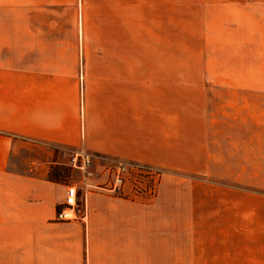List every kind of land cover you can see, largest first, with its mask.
Returning <instances> with one entry per match:
<instances>
[{"label": "crops", "instance_id": "crops-1", "mask_svg": "<svg viewBox=\"0 0 264 264\" xmlns=\"http://www.w3.org/2000/svg\"><path fill=\"white\" fill-rule=\"evenodd\" d=\"M25 1L38 3L39 17L52 5L55 21L0 26V264H175L178 227L186 251L192 241H211L201 228L207 208L214 213L224 204L206 207L204 193L194 191L200 185L183 189L176 204L163 174L155 195L137 199L129 184L121 196L91 188L109 183L97 158L78 179L36 167L85 150L105 161L223 176L210 172L223 165L222 151L208 145L222 140L223 124L207 123L200 100L176 97L174 59L159 57L158 43L144 38L158 25L152 19L160 0ZM236 1L249 3L247 16L258 20L232 32V43L264 50V0ZM242 94L260 115L231 124L238 133L229 136L245 141L247 176L262 179L252 184L264 189V90ZM20 141L43 147L25 171L10 166ZM69 184L76 186L77 215L58 220ZM245 194L228 208L252 210L245 230L252 252H200L198 264H264V194ZM228 228L240 233L237 223Z\"/></svg>", "mask_w": 264, "mask_h": 264}, {"label": "rangeland", "instance_id": "rangeland-1", "mask_svg": "<svg viewBox=\"0 0 264 264\" xmlns=\"http://www.w3.org/2000/svg\"><path fill=\"white\" fill-rule=\"evenodd\" d=\"M38 3L25 0H0V26L8 25H35L54 24L53 7L47 10L44 17H39ZM244 1L234 2L230 0H167L158 2L157 27L150 28L153 32L148 37L149 41L158 43V56L172 58L175 63V94L190 101H201V112L205 115L207 123H222V140H208L212 150L221 149V157L224 161L213 173H222L223 176H197L183 171L167 170L158 166L164 175V184L175 191L178 199L182 198L183 189L186 191L193 185L194 190L201 196L204 193L209 207L212 203L222 201V210L212 213L207 208V221L202 232L208 238L203 243L191 242L190 251L184 247L188 243L183 241L182 229H176V256L175 264H198L199 253H211L214 251L238 252L249 254L254 248V243L247 240L246 228L248 218L252 217V210L247 205H239L233 212L228 208L232 200H246L245 193L264 194V189L252 184L262 179H253L247 176L250 173V159L243 154L246 149L243 138L235 143L231 139V132L236 127L231 124L241 125L248 121L252 115H260L257 107L245 104V98L241 95L249 89L254 91L264 90V50L240 49L232 32L247 27H252L257 18L247 16L248 9L252 6ZM247 11V12H246ZM24 12L28 16H24ZM46 13V12H45ZM152 13L155 15V11ZM151 21L150 19H146ZM237 46V47H236ZM251 117V118H252ZM225 124H228L225 126ZM230 135V136H229ZM219 145V146H216ZM238 144V145H236ZM10 161L11 168L25 171L29 169L30 158L42 151L43 147L32 143L20 141L17 144ZM69 154V153H68ZM57 163L38 164L39 169L59 167L65 170L63 175L66 180L78 179L81 172L76 169H67L68 155L54 157ZM107 163L100 160L101 166ZM172 172L171 176L168 173ZM233 174V177H227ZM162 176V175H161ZM159 186V185H158ZM158 190V189H157ZM157 193V192H156ZM245 194V195H244ZM186 194H184V198ZM181 210H176V220L182 221ZM237 223L240 233H229V224ZM211 230V231H210ZM212 233V234H211ZM212 235V236H211ZM204 247L199 251L198 247ZM190 253V257H188Z\"/></svg>", "mask_w": 264, "mask_h": 264}, {"label": "built area", "instance_id": "built-area-1", "mask_svg": "<svg viewBox=\"0 0 264 264\" xmlns=\"http://www.w3.org/2000/svg\"><path fill=\"white\" fill-rule=\"evenodd\" d=\"M94 158L105 160L101 155L94 156L85 150H73L68 154L67 163L71 169L86 173L91 168ZM102 167L108 175L109 183L93 185L92 189L121 196L125 184H129L137 199L155 195L162 175L159 169L152 165L119 159L108 160ZM76 196V186L69 184L62 206L56 215L58 220L69 221L76 218L78 205Z\"/></svg>", "mask_w": 264, "mask_h": 264}, {"label": "trees", "instance_id": "trees-1", "mask_svg": "<svg viewBox=\"0 0 264 264\" xmlns=\"http://www.w3.org/2000/svg\"><path fill=\"white\" fill-rule=\"evenodd\" d=\"M54 172L56 173L55 176L57 177L58 174H64L65 170L62 168H59V167H54ZM56 177H54V178H56Z\"/></svg>", "mask_w": 264, "mask_h": 264}]
</instances>
